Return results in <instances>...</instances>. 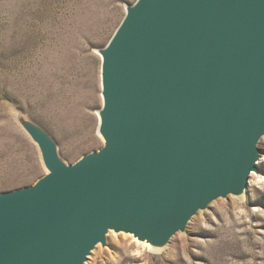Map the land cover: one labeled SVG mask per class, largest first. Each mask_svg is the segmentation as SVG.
Instances as JSON below:
<instances>
[{
  "label": "water",
  "instance_id": "1",
  "mask_svg": "<svg viewBox=\"0 0 264 264\" xmlns=\"http://www.w3.org/2000/svg\"><path fill=\"white\" fill-rule=\"evenodd\" d=\"M101 57L103 146L67 164L24 115L45 175L0 194V264H85L109 233L165 248L242 198L264 136V0H136ZM243 199V198H242Z\"/></svg>",
  "mask_w": 264,
  "mask_h": 264
},
{
  "label": "rangeland",
  "instance_id": "2",
  "mask_svg": "<svg viewBox=\"0 0 264 264\" xmlns=\"http://www.w3.org/2000/svg\"><path fill=\"white\" fill-rule=\"evenodd\" d=\"M135 1L0 0V194L30 187L46 173L16 114L41 127L67 164L103 146L97 123L89 129L87 119H97L101 106L97 50ZM258 149L260 160L264 136ZM257 163L249 181L264 175ZM249 181L243 199L214 201L161 250L138 242L136 255L131 235L109 233L94 250L96 264H264V183L254 188Z\"/></svg>",
  "mask_w": 264,
  "mask_h": 264
},
{
  "label": "bare ground",
  "instance_id": "3",
  "mask_svg": "<svg viewBox=\"0 0 264 264\" xmlns=\"http://www.w3.org/2000/svg\"><path fill=\"white\" fill-rule=\"evenodd\" d=\"M101 59V57H100ZM97 77V75H96ZM100 87H101V72H100ZM101 97V95H100ZM101 104H102V97H101ZM97 119H95V117L93 116H89L88 115V118L90 123H89V129H91V127L94 125V123H97V126H96V130H95V133L98 135V125H99V116H98V113L95 114ZM84 119V118H83ZM84 121V120H83ZM87 121V120H86ZM87 124V123H86ZM92 142V141H91ZM257 167H264V156L261 157V159L258 161L257 163ZM254 173V172H253ZM252 174V173H251ZM255 174V173H254ZM264 183V175L261 174V175H254L253 177H251L250 181H249V186H252L254 188L262 185ZM247 191V189H246ZM246 191L245 193L241 196L242 198L245 197L246 195ZM200 219V218H199ZM193 228L196 226V224L198 223L197 220L195 219L193 221ZM175 238H173L172 240H174ZM141 246L140 244H138L137 241H134L133 244L131 245V251L132 253L134 252L136 255L138 253H140L141 251ZM98 247V246H97ZM96 247V248H97ZM95 250V249H94ZM92 251L91 254L88 256L89 260L85 263V264H96V261H97V258L99 257V250L97 249L96 251ZM173 251V250H172ZM174 258V257H173Z\"/></svg>",
  "mask_w": 264,
  "mask_h": 264
}]
</instances>
